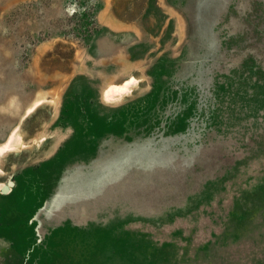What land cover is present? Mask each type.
I'll use <instances>...</instances> for the list:
<instances>
[{
  "label": "rangeland",
  "instance_id": "rangeland-1",
  "mask_svg": "<svg viewBox=\"0 0 264 264\" xmlns=\"http://www.w3.org/2000/svg\"><path fill=\"white\" fill-rule=\"evenodd\" d=\"M0 264H264V0H0Z\"/></svg>",
  "mask_w": 264,
  "mask_h": 264
},
{
  "label": "water",
  "instance_id": "water-1",
  "mask_svg": "<svg viewBox=\"0 0 264 264\" xmlns=\"http://www.w3.org/2000/svg\"><path fill=\"white\" fill-rule=\"evenodd\" d=\"M9 189V187L7 185H4L1 190L2 192H6Z\"/></svg>",
  "mask_w": 264,
  "mask_h": 264
}]
</instances>
